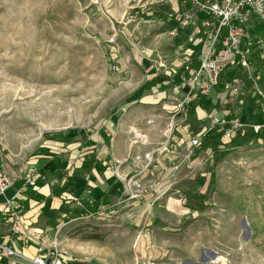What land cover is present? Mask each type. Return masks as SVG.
Masks as SVG:
<instances>
[{
    "label": "rangeland",
    "instance_id": "1",
    "mask_svg": "<svg viewBox=\"0 0 264 264\" xmlns=\"http://www.w3.org/2000/svg\"><path fill=\"white\" fill-rule=\"evenodd\" d=\"M169 5L158 0H0L1 156L21 166L55 144L93 137L101 141V136L109 150L116 136L109 131L131 126L136 170L146 178L157 171V154L179 137L177 129L192 121L197 133L205 132L196 154L189 153L190 145L180 170L162 171L177 173L170 180L178 193L161 196L158 210L173 216L168 222L173 228L167 231L175 235L177 246L171 258L176 254L177 264H264V140L233 146L214 127L210 130L222 133L216 134L220 141L207 143L212 118L200 116L206 109L207 114L221 110L222 104L177 99L175 60L189 40L171 34L168 15L174 9ZM260 50L256 46L252 58L253 67L259 68L253 78L264 90V48L263 57ZM259 116L256 122L262 120ZM223 118L237 119L231 114ZM147 184L133 195L138 207L149 199L142 196L149 191ZM155 199L150 198L149 206ZM172 200L179 206L170 208ZM138 207L135 227L161 235L157 225L147 226V213H138ZM113 209L108 205L106 212L90 217L81 209V215L59 229L58 249L94 242L106 249L102 264H138V230L110 216ZM4 259L0 255V264Z\"/></svg>",
    "mask_w": 264,
    "mask_h": 264
},
{
    "label": "crops",
    "instance_id": "2",
    "mask_svg": "<svg viewBox=\"0 0 264 264\" xmlns=\"http://www.w3.org/2000/svg\"><path fill=\"white\" fill-rule=\"evenodd\" d=\"M171 2L169 7L174 10L177 9L176 2ZM186 31L185 29L184 35ZM191 31L192 29L188 30L189 33ZM263 48L264 43L262 41L260 49L263 50ZM262 50L258 51L261 57H263ZM182 56L183 54L179 58L177 57L176 64L174 63L179 73L177 99L184 101L196 99V101L203 102V105L219 102L222 104L221 110L217 112H212L209 109V114H207V109L205 110L206 113L202 110L204 115H201V118H206L207 115L211 118L215 115L225 117L231 114V117L233 119L237 118V121L254 123L257 117L262 115L261 104L258 103V98L255 95V90L260 88L258 87L259 84L250 79L246 71L239 70L236 75L231 73L228 80L221 79L220 86L210 98H200L196 94H190L191 74H184L187 81H182ZM254 56L256 57L257 53ZM258 70L259 68L256 70L252 64L251 73L256 75ZM239 75L243 76L246 81L244 80L241 85L240 94L235 96L231 90L232 79L239 77ZM152 76L156 77L157 75ZM247 82H249L248 86ZM263 86L261 87L264 88ZM257 113H259L258 116H256ZM189 122L190 125L183 128V130L177 129V136L179 137L166 144L163 150L157 154V171L154 175L146 178L143 171L138 172L136 170L137 165H135L136 162L133 159V149L130 147L128 137L134 130L131 126H120L115 132L109 131V134L116 135L110 141L111 147L109 150L106 147L107 143L103 141L105 137L101 136V141L93 137L89 140L81 139L82 142L67 143V145L55 144L54 147L51 146L44 152L35 154L26 163L27 165L17 166L8 156H0V172H7L16 178L15 187L8 191L7 196L9 198L14 197L17 191H21V194L15 200V206L22 214L21 231L30 236L35 235V233L40 234V237L36 240L14 235L11 218L7 213L0 212V243L14 247L20 255L30 260H33L36 256L48 258L59 229L69 224L71 218H73L72 216L81 215V209L96 212L103 209V207L113 205L114 209L110 216L121 219L119 223L125 227L134 226L138 230L136 239L138 264H149V262H153L152 264H177L176 254L173 253L172 258L170 254L172 251H176L177 245L173 238L175 235L167 231L173 228H170L168 223L169 218H173V216L168 215V213H166L167 215L159 214L158 210L162 203L161 196L178 193V190H172V183L174 182L170 180V177H177V173L173 175L171 172L167 176V174L163 175L162 171L172 170V167L177 171L180 170L182 165L185 164L183 162V158H186V154L183 153L185 148L192 146V150L188 149L189 153L196 154L199 139L201 140L202 134L205 133H197L198 127L192 121ZM211 128L214 127L210 125L206 130L209 131ZM183 139L185 141L180 142ZM191 154L188 156L189 158ZM192 160L194 161L195 157L188 162ZM188 164L191 168L192 162ZM30 175L32 176V182L26 185L25 180ZM146 182H148L147 185L156 186V189L154 190L149 185V191L147 190L143 194L140 192L139 197L142 194L143 197L148 196L149 199L138 207V204L133 200V195L142 186L141 184ZM157 182L161 183L158 184ZM161 186H163L162 191L159 190ZM152 191L154 193L150 195ZM156 195L157 199L154 198ZM150 198L155 199L156 203L149 206ZM2 201H4L3 198H0V202ZM171 204L170 208L179 206V203L174 200ZM135 205L138 207V213L146 211L147 216L144 219L147 223L149 221L147 226L157 225L162 231L160 232L161 235L157 236L146 227H135L138 225V221H133L134 211L137 208H133ZM77 210H80V213H76ZM74 246V250L68 249L62 256L67 264H102V252L106 249H102L99 244L86 242ZM110 251L112 250L110 249ZM7 261V259H4V264ZM12 262L13 264H32L21 258H13Z\"/></svg>",
    "mask_w": 264,
    "mask_h": 264
},
{
    "label": "built area",
    "instance_id": "3",
    "mask_svg": "<svg viewBox=\"0 0 264 264\" xmlns=\"http://www.w3.org/2000/svg\"><path fill=\"white\" fill-rule=\"evenodd\" d=\"M181 10H174L170 13L169 19L177 24L172 28L171 34L178 36L179 28L186 29V36L189 40L188 48L183 49L181 58V70H183L182 81L186 82L184 74H191L190 94L198 97L212 96L221 84V79L226 72L234 70L246 71L250 79L256 83L254 73H251L252 58L255 55L256 41L251 37L250 31L256 21L264 25V0H176ZM161 5L170 4V0H158ZM198 22H196V21ZM196 22V23H195ZM192 29L189 33L188 30ZM191 45V47H189ZM198 48V67L192 68L194 49ZM243 81L235 77L231 90L238 96L241 92ZM255 95L261 104L262 120L260 122L246 123L237 120H229L220 116H212L213 127H218L223 132L222 140L231 141L238 131L252 130L256 133L264 131V90L257 88ZM187 101V100H186ZM182 110L183 104L180 105ZM208 133V132H206ZM2 151L0 149V156ZM26 185L32 182V176L25 180ZM16 178L7 173L0 172V212L7 213L13 222L12 232L16 236L25 239L36 240L39 233L30 236L21 231L22 214L15 206L16 198L21 194L17 191L14 197H8L7 193L15 187ZM106 212L97 210L87 211L85 216H94ZM66 252L59 250L57 242L54 241L49 257L36 256L33 260L20 255L14 248L0 243V255L7 259L6 264H13V258H21L32 264H67L62 257Z\"/></svg>",
    "mask_w": 264,
    "mask_h": 264
},
{
    "label": "trees",
    "instance_id": "4",
    "mask_svg": "<svg viewBox=\"0 0 264 264\" xmlns=\"http://www.w3.org/2000/svg\"><path fill=\"white\" fill-rule=\"evenodd\" d=\"M171 27L174 28L177 26V24L173 21L170 20ZM185 32V29L179 28V33L178 36H183ZM251 37L256 41V46H260L262 43V39H264V25L260 21H256L254 24L253 29L250 31ZM181 40L178 38L177 42L179 43ZM198 48L194 49V58H193V63H192V68L196 69L198 67ZM231 73H234L236 75L239 70H234L230 71ZM228 72V73H230ZM158 82V79H156ZM222 134L218 129L215 130H210L207 135H206V141L207 143L209 142H215V144L220 141V135L216 134ZM215 135V137H214ZM257 139H263L264 140V131L256 133L254 131H238L234 134L232 140H231V145L233 146H245V145H250Z\"/></svg>",
    "mask_w": 264,
    "mask_h": 264
}]
</instances>
